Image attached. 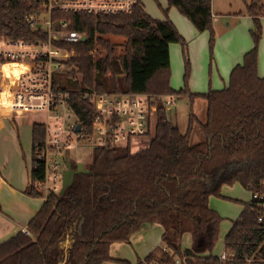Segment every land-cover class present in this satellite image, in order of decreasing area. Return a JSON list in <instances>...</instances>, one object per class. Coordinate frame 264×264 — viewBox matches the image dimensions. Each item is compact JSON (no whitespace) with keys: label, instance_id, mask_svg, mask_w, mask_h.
Listing matches in <instances>:
<instances>
[{"label":"trees","instance_id":"16d2710c","mask_svg":"<svg viewBox=\"0 0 264 264\" xmlns=\"http://www.w3.org/2000/svg\"><path fill=\"white\" fill-rule=\"evenodd\" d=\"M40 0H0V39L11 41L46 40L42 28H31L32 14L41 15ZM198 33H210L215 45L212 0H168ZM254 18L251 30L253 48L230 76L228 87L193 93L188 87L190 62L188 42L166 12V20L154 19L136 6L131 14L89 16L58 14L69 20L67 31L86 36V41L54 42L65 50L69 75L77 80L71 104L79 121L88 129L93 121V106L82 99L87 92H110L188 99L191 111L186 132L168 119L160 101L154 103L153 121L146 135L127 145L95 149L91 173L77 175L74 184L60 196L36 188L45 179V166L36 159L44 144L45 127H32L33 159L31 183L25 194L45 198L41 210L29 222L27 237L19 232L0 244V264H104L115 262L110 246L130 243L147 222L163 229L162 243L138 264H174L182 256H193L191 264H220L213 255L223 221L211 208L210 198L221 196L224 185L239 184L250 192H264V78L258 74V48L262 35L264 7L255 0L248 9ZM125 39L123 50L109 37ZM179 44L186 64L185 86L171 87L170 46ZM16 68L19 79L21 65ZM124 88L120 89V79ZM56 82V80H55ZM57 84V82H56ZM196 100L205 101V120L193 112ZM198 127L203 140L192 143ZM77 163V162H76ZM74 162V164H76ZM260 209L245 203V208L225 239V249L243 257L264 259V218ZM189 234L191 246L183 249L182 239Z\"/></svg>","mask_w":264,"mask_h":264},{"label":"built area","instance_id":"2783aa9c","mask_svg":"<svg viewBox=\"0 0 264 264\" xmlns=\"http://www.w3.org/2000/svg\"><path fill=\"white\" fill-rule=\"evenodd\" d=\"M140 0H40L41 15L28 16L31 28H42L46 40L35 43L18 40L0 39V63L21 65L17 89L10 91L7 104L15 116L40 115L45 127L44 144L39 147L36 159L45 166V179L37 183V189L47 196L59 193L62 187V173L66 169L67 154L83 147L108 149L124 146L133 138L148 133L154 119V103L160 101L165 110L172 108L175 96L156 100L149 96L110 92H87L82 99L93 106L91 128L79 121L71 104V94L56 84L54 74L67 70L66 62L57 61L55 51L68 53L57 47L54 42L76 43L84 35L67 31L69 20L55 19L53 14H80L89 16H118L131 14ZM81 125L80 130L77 126ZM70 160V158H69ZM71 161V160H70ZM249 203L260 209L259 221L264 218V192H251ZM22 233H31L26 228ZM220 264H238L240 259L232 252L223 251L217 257ZM193 256H182L174 264H191ZM247 264H264L263 258L243 257ZM155 264V263H152Z\"/></svg>","mask_w":264,"mask_h":264},{"label":"rangeland","instance_id":"374dc122","mask_svg":"<svg viewBox=\"0 0 264 264\" xmlns=\"http://www.w3.org/2000/svg\"><path fill=\"white\" fill-rule=\"evenodd\" d=\"M254 0H212V11H213V28L215 31V45L213 48V54H212V48L210 46V33L205 32L204 38H207V42L204 45L203 52L197 51L193 53V59L192 55L189 53V59H190V72L193 74L194 70H196V75L198 76V72H201V68L204 67V70L206 69L207 74L209 73L210 64L214 62V53L216 56V52L219 53L220 51L224 52L225 48L227 46H230L234 41V36H236L239 33L240 29L245 28L248 30L249 36H251V33L249 31L248 25H251L252 20L241 17L243 14H246L248 12V9L251 5V3ZM259 2L264 7V0H255V2ZM141 3L144 6L145 11L152 16L155 19L159 20H165L166 12H168V17L173 22L174 20L180 18L183 22H186V24L189 26V28H193L195 31L193 25L190 23V21L185 18L176 8H169L168 6V0H141ZM247 15V14H246ZM262 18V17H261ZM260 18V20H261ZM262 22V21H261ZM175 23V22H174ZM179 25V33L183 32L186 34L185 30L180 26L179 22L177 21ZM263 30L261 39L259 42V48H258V58L261 63L264 65V21L262 22ZM180 33V34H181ZM182 33V34H183ZM181 34V35H182ZM182 35L183 37H185ZM190 37V36H189ZM186 38V37H185ZM109 39L115 43L117 46V52L121 53L123 50V44L125 42V39L121 37H109ZM190 44V39L188 40ZM197 41H192V49L198 48L197 44L195 43ZM253 42V39H252ZM172 52L174 48H177V50H181V46L179 44H172ZM182 52V50H181ZM55 55L58 57L57 61L64 63L66 60H68L65 52H54ZM174 54V53H173ZM216 59L220 60L216 57ZM171 80L170 84L173 88V83H176V79L179 77V82L182 85V88L185 86V75H186V65L183 58L182 53L179 55V58L176 60L174 55H172L171 60ZM215 61V65H216ZM4 65L0 63V91H13L17 89V84L15 82L14 77L12 76L11 72L8 70H3ZM68 68V67H67ZM179 70H181V75L179 76ZM69 68L67 70L59 71L54 74L55 80L59 86L66 87L68 90L73 91L76 89L77 80H74L68 73ZM172 74H174V78L172 80ZM190 83V78L188 80V87ZM178 85V84H177ZM229 85V82L228 84ZM176 87V86H175ZM225 87V86H224ZM223 87V88H224ZM124 88V80L120 79V89ZM174 89V88H173ZM176 90L181 89L177 86L175 88ZM190 89V87H189ZM222 89V88H221ZM191 91V90H190ZM205 101L203 100H196L194 106H193V112L195 115L198 116L200 120H205ZM170 109V108H169ZM191 111L190 103L188 99H177L173 107L172 113H168V116L174 117L176 115L177 123L182 132H186L188 127V119H189V113ZM6 113L8 114L7 120L10 123H14L15 117L12 115L10 109L8 107H3L0 109V114ZM44 120V116L40 115H27L25 117H21L20 119H16L18 121V124L22 123H40ZM26 127V124L22 125L20 128V141L23 144L24 152L26 154V157L32 161L33 159V138H32V130L28 127L27 129H23V127ZM156 126V119H153V131L155 130ZM7 136L10 138L11 134L6 133L3 135L1 140H8ZM200 140H203V136L200 133L198 127L196 126L193 136H192V143H198ZM93 150L87 147H83L80 150H74L67 154V156L70 158L72 162L77 163H84L86 169L91 165L92 163V155ZM221 196H212L210 199V205L219 213V215L222 217L223 221L220 226V235L218 243L216 244V247L214 248L213 254L214 256L220 255L224 251V245H225V236L231 231L234 223L239 219L241 216L244 208L245 203H247L251 199V192L244 189L239 184H233V185H224L221 188ZM45 194V193H44ZM191 239L189 234H185L182 239V246L183 248H188L190 246ZM138 248L137 244H125L121 245V250H118V254L121 257H127L132 256V254L136 251ZM129 259V258H128ZM111 262L105 263L110 264ZM119 264V263H114Z\"/></svg>","mask_w":264,"mask_h":264},{"label":"crops","instance_id":"0c3cea01","mask_svg":"<svg viewBox=\"0 0 264 264\" xmlns=\"http://www.w3.org/2000/svg\"><path fill=\"white\" fill-rule=\"evenodd\" d=\"M246 14H243L241 17L252 20L251 25H248L247 27L249 28V31L251 33V30L254 29V18L248 15V13ZM176 20L185 30L186 34H188L184 35L185 33L182 32V34L180 32L186 37L184 38L187 42L190 39V44L188 42V59L189 53L190 55H192L193 59L194 51L195 53L197 51L203 52L204 45L206 44L208 39L202 36L204 35V33H198L196 30L194 31L193 28H189L186 22H183L180 18ZM177 21L174 20L175 23L173 21L172 22L178 28V30H180ZM261 21H264V13ZM192 41H197L195 43H199L197 44V49H192ZM252 48V36H249L248 30H246L245 28L240 29L239 33L234 36L233 43L230 46H227L224 52H216V56L214 53V62L210 64L208 74L206 69L204 70V67L201 68L200 73L198 72V76L196 75V70H194L193 74L189 70V87L191 92L205 94L211 90L218 91L228 87L227 84L230 81V76L233 69L243 63L245 54ZM181 50H177V48H174L172 52V46H170V62L172 60V55H174L176 60L179 58V55L181 53L183 55L182 47ZM216 57L220 60V63L216 59ZM215 61H217L216 65ZM2 68L4 71L8 70L9 72H11L17 84L18 79H16L15 77L17 73L16 68L12 70L8 65H4ZM258 74L260 77L264 78V65L259 60ZM178 75H181V70H179ZM172 76L173 80L175 75L172 74ZM172 85L174 90H176L175 88H177V86L182 89V85L179 82V77L176 79V83H173L172 81ZM9 93L10 91H0V109L5 106L8 107L6 100ZM173 107L168 110V113H172ZM13 116L15 117L14 123H10L7 120L8 114H0V244L14 237L19 232H22V229L27 227L29 222L38 214L43 204L45 203V198H32L25 194L26 189L31 183L32 161L26 157V154L24 152L23 144L20 141V128L22 125L26 124V127L24 126L23 129L25 130L29 127L32 130L33 123L30 124L26 122L18 124V121H16V119H20L21 117L25 116ZM175 117L176 115L174 117L168 116V119L178 125L176 119L177 117ZM6 133L11 134L10 138L7 136V138H9L8 140H1L3 135ZM249 201L247 203H249ZM211 208L213 207L211 206ZM163 233L164 229L157 222H147L143 224L140 230L131 238L130 243H127L137 244L138 246L132 256H128L129 259L127 257H121L118 254V250H121V245H123V243H114L110 246V257L113 260L126 261L131 264H138L139 261H143L154 249L161 245ZM190 246L188 248H190ZM220 255L215 257H219ZM114 263L115 262H111L110 264Z\"/></svg>","mask_w":264,"mask_h":264},{"label":"water","instance_id":"95a60500","mask_svg":"<svg viewBox=\"0 0 264 264\" xmlns=\"http://www.w3.org/2000/svg\"><path fill=\"white\" fill-rule=\"evenodd\" d=\"M86 36L82 38V41H86ZM81 125L77 126V130L79 131ZM90 170H87L84 163H76L70 161L69 158L66 159V169L62 173V187L59 192V195L62 196L65 191L74 184L75 177L77 175L89 174Z\"/></svg>","mask_w":264,"mask_h":264}]
</instances>
